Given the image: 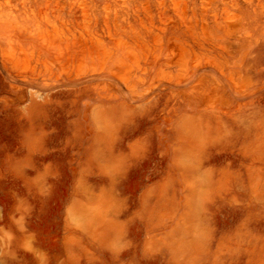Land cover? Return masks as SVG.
Returning <instances> with one entry per match:
<instances>
[{
	"label": "rangeland",
	"instance_id": "rangeland-1",
	"mask_svg": "<svg viewBox=\"0 0 264 264\" xmlns=\"http://www.w3.org/2000/svg\"><path fill=\"white\" fill-rule=\"evenodd\" d=\"M0 264H264V0H0Z\"/></svg>",
	"mask_w": 264,
	"mask_h": 264
},
{
	"label": "bare ground",
	"instance_id": "bare-ground-1",
	"mask_svg": "<svg viewBox=\"0 0 264 264\" xmlns=\"http://www.w3.org/2000/svg\"><path fill=\"white\" fill-rule=\"evenodd\" d=\"M232 30V29H231ZM229 31H230V29H229ZM234 31V30H233ZM223 43H225L226 44V42H223ZM227 45V44H226ZM196 53V52H195ZM213 61V60H212ZM215 62V61H214ZM216 63V62H215ZM199 80H200V78H199ZM180 81V80H179ZM200 83V82H199ZM125 84V83H124ZM172 96V95H171ZM176 96H178V95H176ZM175 101V100H174ZM177 104V103H176ZM174 105H175V103H174ZM170 108H172V107H170ZM169 109V108H168ZM175 110V109H174ZM185 116H186V114H185ZM188 116V115H187Z\"/></svg>",
	"mask_w": 264,
	"mask_h": 264
}]
</instances>
